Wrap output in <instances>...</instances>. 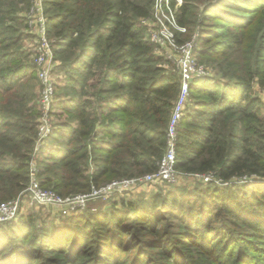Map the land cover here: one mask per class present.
Here are the masks:
<instances>
[{"label":"trees","instance_id":"obj_1","mask_svg":"<svg viewBox=\"0 0 264 264\" xmlns=\"http://www.w3.org/2000/svg\"><path fill=\"white\" fill-rule=\"evenodd\" d=\"M153 1H44L54 73H66L67 95L58 98L56 84L52 111L71 117L55 126L42 149L43 186L66 195L158 168L180 78L148 37L144 19L151 17ZM16 2L30 0H0V203L28 185L40 115V93L36 102L31 83L36 64L22 48L24 37L14 35L15 23H28ZM257 8L264 9V0L208 5L205 16L229 24L211 34L232 39L198 38L208 45L202 59L215 54L227 74L240 66L229 52L246 44L245 19ZM195 9L186 1L179 24L189 29ZM231 27L240 30L230 35ZM262 52L264 46L254 57L255 70L236 71L234 81L196 77L178 127L176 167L214 171L227 185L116 199L109 209L89 207L62 223L32 210L0 224V264H264V181H254L264 176V113L251 95L254 77L264 87Z\"/></svg>","mask_w":264,"mask_h":264},{"label":"built area","instance_id":"obj_2","mask_svg":"<svg viewBox=\"0 0 264 264\" xmlns=\"http://www.w3.org/2000/svg\"><path fill=\"white\" fill-rule=\"evenodd\" d=\"M182 1L154 0L151 17L146 20L150 41L165 60L175 65L180 78V91L166 132V150L159 160L158 168L142 175L113 179L102 185L92 184L89 191L65 196L54 188L43 186L38 176V154L55 128L52 105L56 92L54 68L57 61L47 34L44 0H31L26 16L31 32L36 37L33 54L40 83L38 137L29 163L28 185L16 197L0 203V224L15 221L23 214L41 208L52 209L57 213V217L61 218L80 214L87 209L91 201L116 199L117 195H129L147 186L175 185L180 183L182 175L201 177L206 183H224L214 171L190 173L176 167L178 127L187 105L192 101L191 85L196 77L209 75L206 67L196 58L198 34L195 33L186 41L179 38L180 34L188 30L186 26L180 25L178 20Z\"/></svg>","mask_w":264,"mask_h":264},{"label":"rangeland","instance_id":"obj_3","mask_svg":"<svg viewBox=\"0 0 264 264\" xmlns=\"http://www.w3.org/2000/svg\"><path fill=\"white\" fill-rule=\"evenodd\" d=\"M46 1V0H44ZM190 2L192 3L196 9V17L194 18L196 20V22L194 24H192L189 29L187 30V32L180 34V40L186 41L189 40L195 33L198 34V38L205 36V35H210L211 38H214V41L216 40H220L223 39L226 41L231 40V37L228 38H221V37H215L216 35H218V33L220 32H216L215 34H211V31H219L224 29V27H226V25H229L227 22H225L224 19L222 18H218L215 17V15L213 16H205L207 12V6L208 5H213L214 6V1L215 0H183L182 1V5L186 2ZM31 2V0H30ZM30 2L29 5H24V4H19V2H16V5L19 6V14L22 16H26L27 10L30 6ZM154 3V1H153ZM218 3V0H217ZM181 5V6H182ZM180 6V7H181ZM179 7V10H180ZM178 10V13H179ZM249 18V26L247 28V36L249 37V39L247 40L246 44L243 45L240 49H245L246 45L248 47V49H245L244 51L241 52V50H234V52L231 50L230 53V57H236L239 60V65L240 66H235V67H231V73H229L230 70H228V74L225 73V70L221 71L220 67L218 65L219 60L216 61V59L218 58L215 54L210 55L208 57H205L204 59H202V57L200 56V52L201 49L206 48L208 45H205L203 43H198L197 42V46H196V58L197 61L204 65L206 67V69L209 72L210 76H213L215 79H219L222 81H234L235 80V76L234 73L237 71L239 73L245 74V71L249 70V71H254L255 70V64H254V57L257 53V51H262L263 50V46H264V9L260 10L259 8H257V10L255 11V13L250 17H246L245 22L248 21ZM146 22V19H144ZM15 27H17V31L15 32V36L19 37V36H23L24 40L22 42V48L24 49V51H26L29 54V59L31 61L34 62V45L36 44L35 42V35L31 32V29L27 23V25H21L19 23H15L14 24ZM240 29L236 28V27H231L228 30V33L230 35H234L236 32H238ZM155 52L157 54L160 55V51L156 48L155 46ZM261 60H264V52H262V56H261ZM35 63V62H34ZM173 63L165 61V65L168 69H175V67L172 65ZM228 66V63L223 62L222 63V67ZM262 69L261 71L264 72V65L261 66ZM233 73V74H232ZM55 77H56V84L58 86L57 88V97L58 95L61 96H66L67 94L65 93V90L63 89L64 83H65V79H66V73L64 71H55ZM32 85H34V90L36 93V98L35 101L38 102V98H39V93H40V83H39V79L38 76L36 79L32 80ZM251 95H253L254 97L258 98V104L262 107L263 113H264V87L261 86V84L259 83L258 77H254L253 80V89L251 92ZM59 98V97H58ZM177 99V98H176ZM40 100V99H39ZM53 114V124L56 126L59 122H68L70 120V114L67 111H62L59 110L55 107L54 111H52ZM39 117L38 116V121H39ZM38 137V131H37V136L35 137V142L33 144L32 147V152H31V158L33 156L34 153V149H35V144H36V140ZM41 154H42V150L39 152L38 154V158H37V167L39 168L40 166V159H41ZM95 153L94 154H90V157L88 159V167L90 169V171L92 172V170L94 169V165L95 162L93 161V157H95ZM31 158L29 160V163L31 161ZM82 161V160H81ZM80 161V163H81ZM183 177L181 178L180 183H177L175 185H169V184H165V185H157V186H147L145 187V189L143 190H139L133 193H130L129 195H117L116 199L119 200L120 202H122V199H137V198H144V197H149L154 193H168L170 191H175V192H182V191H190L193 190V188L195 186H206V184H212L209 182H205L203 181V179L201 177H196L193 175H182ZM255 176H252V178ZM257 177V176H256ZM250 178V177H249ZM113 180V179H112ZM110 179L103 181L102 184H106L107 182L112 181ZM249 179H243V180H239L238 181H234V182H242V181H248ZM254 181H264V176L262 178H256ZM206 183V184H205ZM100 184V185H102ZM212 185H227V182H222L221 184H217V183H213ZM79 193V192H77ZM71 194V193H70ZM70 194H66V195H70ZM75 194V193H72ZM65 195V194H62ZM65 195V196H66ZM116 199H109V200H94L91 201L87 207V209H85L84 212L89 210V207H92L91 209H96V208H108L111 207L112 201H116ZM35 211H37L39 213V217L40 219H48L50 216H53L57 219V222L62 223V221L60 219H62L61 217H57V213L55 211H52V209L49 208H41V209H36ZM77 215V214H74ZM49 216V217H48ZM73 216V215H71Z\"/></svg>","mask_w":264,"mask_h":264}]
</instances>
